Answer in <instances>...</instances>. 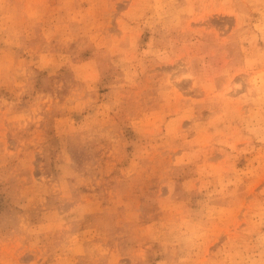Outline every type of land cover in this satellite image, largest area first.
Listing matches in <instances>:
<instances>
[{
	"label": "rangeland",
	"instance_id": "obj_1",
	"mask_svg": "<svg viewBox=\"0 0 264 264\" xmlns=\"http://www.w3.org/2000/svg\"><path fill=\"white\" fill-rule=\"evenodd\" d=\"M0 264H264V0H0Z\"/></svg>",
	"mask_w": 264,
	"mask_h": 264
}]
</instances>
